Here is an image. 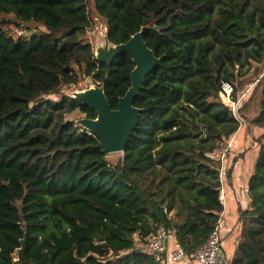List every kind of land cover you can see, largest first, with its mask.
<instances>
[{"label": "trees", "instance_id": "obj_1", "mask_svg": "<svg viewBox=\"0 0 264 264\" xmlns=\"http://www.w3.org/2000/svg\"><path fill=\"white\" fill-rule=\"evenodd\" d=\"M94 14L109 45L141 31L159 59L115 164L68 118L95 111L60 93L88 78L116 109L131 85L129 54L98 60L85 39ZM2 16L44 30L12 39ZM252 62L264 63V0H0V264H166L136 246L160 225L190 255L223 211L211 155L240 131L237 85ZM258 88L253 123L264 130V77ZM246 195L230 264H264V146Z\"/></svg>", "mask_w": 264, "mask_h": 264}, {"label": "rangeland", "instance_id": "obj_2", "mask_svg": "<svg viewBox=\"0 0 264 264\" xmlns=\"http://www.w3.org/2000/svg\"><path fill=\"white\" fill-rule=\"evenodd\" d=\"M8 23L4 26L3 31L6 35L10 33L6 31L8 24L14 25L12 17L2 16ZM13 23V24H12ZM15 26V25H14ZM25 34L29 38L32 34L44 30L35 24L29 23L24 26ZM12 34V33H11ZM85 39L90 43L95 58L103 57L102 53L105 48L110 50L111 45L106 42L105 39V24L102 19L93 15L92 23L89 29L84 34ZM76 69V67L74 66ZM82 73L78 72L80 76ZM264 77V63L257 64L251 63L249 72L245 77H241L237 85V98H241L244 95L243 100L238 105V110L235 112V117L239 122V132L233 134L228 140L224 141L221 146L211 155V157L219 164V173L224 175L231 174L232 166L239 161H248L252 159L256 160L258 150L260 146H264V130L258 128L253 123V119L256 116L258 101H259V88L252 92L253 87L258 81ZM95 85L88 78H79L78 82L73 85L61 86L60 93L64 96L74 98L86 91L94 89ZM47 99L56 101L54 96H48ZM238 99V100H239ZM219 100L224 105H231L232 100L229 97L219 94ZM236 107V106H235ZM76 113L68 116L75 124L81 118ZM79 126V124H77ZM83 129L82 126H80ZM84 130V129H83ZM85 131V130H84ZM121 152L107 153L106 159L111 164L117 163L121 159ZM255 163V162H254ZM137 241V239H136ZM145 240L143 242L137 241V248H144Z\"/></svg>", "mask_w": 264, "mask_h": 264}, {"label": "water", "instance_id": "obj_3", "mask_svg": "<svg viewBox=\"0 0 264 264\" xmlns=\"http://www.w3.org/2000/svg\"><path fill=\"white\" fill-rule=\"evenodd\" d=\"M124 51L131 57L134 68L130 73L131 85L124 96L118 99L116 109L110 108L101 87L95 86L94 89L74 97L95 111V119L82 118L77 124L82 126L85 132L96 136L98 146L106 154L123 152L140 116V110L133 106V100L141 89L143 79L159 62L144 43L141 31L124 44L112 46L110 50L105 48L103 57L97 59L108 63Z\"/></svg>", "mask_w": 264, "mask_h": 264}, {"label": "built area", "instance_id": "obj_4", "mask_svg": "<svg viewBox=\"0 0 264 264\" xmlns=\"http://www.w3.org/2000/svg\"><path fill=\"white\" fill-rule=\"evenodd\" d=\"M6 31L10 33L7 36L12 39H25L26 37L25 29L11 24L6 26ZM231 92V86L228 83H223L220 94L229 98ZM235 105V103H231L232 111ZM219 181L221 187L222 173H219ZM219 201L223 206V195L221 192L219 193ZM220 218L221 216H219L213 230L208 234L204 243L190 255H187L176 241L174 230L166 229L162 225L158 226L156 233L147 237L143 252L160 262L168 261L174 264H225L220 256L222 241L219 231Z\"/></svg>", "mask_w": 264, "mask_h": 264}, {"label": "crops", "instance_id": "obj_5", "mask_svg": "<svg viewBox=\"0 0 264 264\" xmlns=\"http://www.w3.org/2000/svg\"><path fill=\"white\" fill-rule=\"evenodd\" d=\"M255 160L239 161L232 167L231 174L222 177L220 192L223 195L219 231L222 238L220 256L225 264H230L235 254L239 236L238 211L248 205L247 181L253 172ZM173 213H170L172 215ZM172 220L176 218L172 216ZM166 264H174L166 261Z\"/></svg>", "mask_w": 264, "mask_h": 264}]
</instances>
